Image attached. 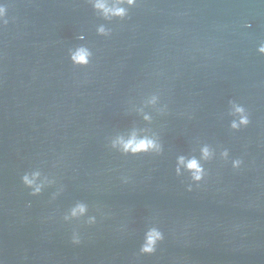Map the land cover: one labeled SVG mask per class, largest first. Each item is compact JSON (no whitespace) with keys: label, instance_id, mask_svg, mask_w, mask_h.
Instances as JSON below:
<instances>
[{"label":"water","instance_id":"1","mask_svg":"<svg viewBox=\"0 0 264 264\" xmlns=\"http://www.w3.org/2000/svg\"><path fill=\"white\" fill-rule=\"evenodd\" d=\"M122 6L0 0V264H264V0Z\"/></svg>","mask_w":264,"mask_h":264},{"label":"clouds","instance_id":"2","mask_svg":"<svg viewBox=\"0 0 264 264\" xmlns=\"http://www.w3.org/2000/svg\"><path fill=\"white\" fill-rule=\"evenodd\" d=\"M135 3V0H116V2L112 5L109 4L108 0H92V5L95 10L100 12L105 18L108 17H124L127 15V10L122 5L127 4L128 6H132ZM4 9L0 8V15H3ZM100 34H105V29L101 26L98 29ZM259 53L264 54V45H261L258 48ZM90 52L86 47H78L71 54V60L74 64L77 65H87L89 62ZM235 112L240 115L239 123L233 121L232 128H238L240 125H247L249 120L246 115H244V109L240 106H235ZM145 119H149V117L145 116ZM121 147V149L125 153L138 154L141 152H149L154 150H159V145L150 137L144 136L139 137L135 133L129 136L127 139L119 138L117 142ZM114 143V146H115ZM210 155L209 149L207 147L202 149V157L207 159ZM239 163V161L237 162ZM178 165L183 166L186 170L191 172L192 178L195 181H200L203 178V168L200 162L196 158H192L189 160H185L184 157H180L178 160ZM179 171V167L177 169ZM39 173H33L31 178L28 175L23 177V182L25 185L32 187L35 184V181ZM42 185H35L34 193L37 194L40 192ZM86 211V208L82 204H78L71 211V215L73 217L77 215H82ZM164 239L163 234L157 229H151L146 234L145 243L141 247L140 251L142 254H153L156 252L157 243ZM74 244H79L80 241L78 239L73 240Z\"/></svg>","mask_w":264,"mask_h":264}]
</instances>
